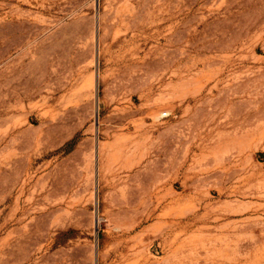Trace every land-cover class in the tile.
Masks as SVG:
<instances>
[{
	"label": "rangeland",
	"instance_id": "obj_1",
	"mask_svg": "<svg viewBox=\"0 0 264 264\" xmlns=\"http://www.w3.org/2000/svg\"><path fill=\"white\" fill-rule=\"evenodd\" d=\"M0 264H264V0H0Z\"/></svg>",
	"mask_w": 264,
	"mask_h": 264
},
{
	"label": "water",
	"instance_id": "obj_2",
	"mask_svg": "<svg viewBox=\"0 0 264 264\" xmlns=\"http://www.w3.org/2000/svg\"><path fill=\"white\" fill-rule=\"evenodd\" d=\"M96 232H98V224H97V222H96Z\"/></svg>",
	"mask_w": 264,
	"mask_h": 264
}]
</instances>
